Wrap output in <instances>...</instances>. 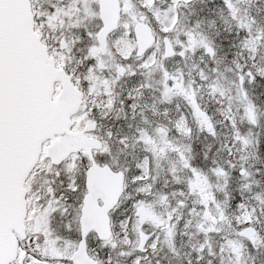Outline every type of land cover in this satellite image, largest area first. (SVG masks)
<instances>
[{"label":"snow or ice","instance_id":"1","mask_svg":"<svg viewBox=\"0 0 264 264\" xmlns=\"http://www.w3.org/2000/svg\"><path fill=\"white\" fill-rule=\"evenodd\" d=\"M0 264H264V0H0Z\"/></svg>","mask_w":264,"mask_h":264}]
</instances>
